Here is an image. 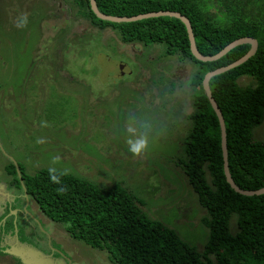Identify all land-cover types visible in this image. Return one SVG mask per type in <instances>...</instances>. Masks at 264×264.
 <instances>
[{
    "label": "rangeland",
    "instance_id": "obj_1",
    "mask_svg": "<svg viewBox=\"0 0 264 264\" xmlns=\"http://www.w3.org/2000/svg\"><path fill=\"white\" fill-rule=\"evenodd\" d=\"M77 2L0 0V264H111L24 198L5 171L13 162L28 175L52 169L102 188L120 185L149 219L201 252L210 217L180 166L193 67L161 45L123 44L85 19ZM252 138L264 143V115Z\"/></svg>",
    "mask_w": 264,
    "mask_h": 264
},
{
    "label": "trees",
    "instance_id": "obj_2",
    "mask_svg": "<svg viewBox=\"0 0 264 264\" xmlns=\"http://www.w3.org/2000/svg\"><path fill=\"white\" fill-rule=\"evenodd\" d=\"M109 16L132 17L170 11L185 16L192 27L196 50L212 56L240 38L257 41L255 54L242 65L209 81L212 98L225 125L230 176L242 190L264 187V143L254 141L252 130L264 115V0H95ZM81 15L99 30L111 28L123 44L161 45L165 56L187 60L193 67L190 87L194 112L185 139L187 161L180 165L199 205L210 217L209 240L201 252L185 244L171 229L153 221L140 202L120 185L102 188L56 170L40 169L28 175L20 166L26 194L43 216L66 226L73 239L107 254L111 264H264V195L235 193L223 172L220 127L203 91L202 80L247 53L237 46L213 62H201L190 52L185 26L169 17L132 23L101 21L91 12L89 0H78ZM95 26V27H96ZM250 77L254 85L238 80ZM6 173L22 190L15 167ZM23 191V190H22ZM236 216V234L229 222Z\"/></svg>",
    "mask_w": 264,
    "mask_h": 264
},
{
    "label": "water",
    "instance_id": "obj_3",
    "mask_svg": "<svg viewBox=\"0 0 264 264\" xmlns=\"http://www.w3.org/2000/svg\"><path fill=\"white\" fill-rule=\"evenodd\" d=\"M89 7H90L91 12L96 16L97 19H99L101 21L110 22V23H116V24L132 23V22H136V21H141V20L150 19V18H158V17L176 18V19L180 20L181 23L185 26L188 41H189V47L188 48L190 49L191 55L195 59H197L201 62H213V61L219 60L220 58L225 56L228 52H230L231 49H234L237 46H241V45H249L250 46L249 50H247V53L244 56H242L241 58H239L238 60L232 62L231 64H229L227 66L221 67V68L213 70L211 72H208L202 80V88H203V91H204V93H205V95H206V97H207V99L211 105V108L217 117L218 123H219L220 136H221V151H222V159H223L222 169H223L227 184L230 186V188L235 193L242 195V196L252 197V196L264 195V187L260 188L258 190H253V191L242 190V189L238 188L236 186V184L234 183V181L232 180L230 173H229V169H227V167H228L227 143H226V132H225L224 120H223L222 113H221L218 105L216 104V102L212 98L211 91L209 88V81L211 78H213L214 76L220 75L224 72H227L231 69H234V68L242 65L243 63H245L249 58H251L255 54V50H257V41L255 39H252V38H240V39L234 40L233 42L229 43L223 49L219 50V52L216 53L215 55L204 56V55L200 54L198 52V50H196V48H195L196 45H195L194 35H193L192 27H191L189 20L185 16H182L181 14H179L177 12L160 11V12H151V13H147V14H140V15L132 16V17H117V16H109V15H105V14L101 13L96 6L95 0H89ZM13 165L15 167V171H16L19 183H20L21 188L23 190L24 197L26 198L27 194H26L25 188H24L23 183H22V178H21L19 167L15 162H13Z\"/></svg>",
    "mask_w": 264,
    "mask_h": 264
},
{
    "label": "clouds",
    "instance_id": "obj_4",
    "mask_svg": "<svg viewBox=\"0 0 264 264\" xmlns=\"http://www.w3.org/2000/svg\"><path fill=\"white\" fill-rule=\"evenodd\" d=\"M144 146H145V142L141 140V141H138L137 143L133 144L131 146V149L130 150L133 153L138 154L141 151V149L144 148Z\"/></svg>",
    "mask_w": 264,
    "mask_h": 264
},
{
    "label": "flooded vegetation",
    "instance_id": "obj_5",
    "mask_svg": "<svg viewBox=\"0 0 264 264\" xmlns=\"http://www.w3.org/2000/svg\"><path fill=\"white\" fill-rule=\"evenodd\" d=\"M58 20H59V19H58ZM59 22L61 23V22H62V19H60ZM61 25H62V23H61ZM23 195H24V194H23ZM24 198H25V197H24ZM29 198H30V197H29ZM25 199L27 200V199H28V196H27ZM1 222H2V217H1V215H0V224H1ZM2 226H3V225L0 226V231H1ZM0 239H1V235H0Z\"/></svg>",
    "mask_w": 264,
    "mask_h": 264
}]
</instances>
